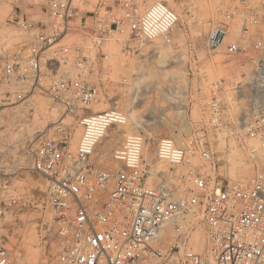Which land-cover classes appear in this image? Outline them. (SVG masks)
<instances>
[{
    "label": "built area",
    "instance_id": "built-area-1",
    "mask_svg": "<svg viewBox=\"0 0 264 264\" xmlns=\"http://www.w3.org/2000/svg\"><path fill=\"white\" fill-rule=\"evenodd\" d=\"M219 1L205 47L209 53L223 50L240 72L234 88L238 98L248 99L245 135L257 147L246 141L244 147L254 159L264 154V0ZM178 23L166 1L142 8V0H14L6 25L29 39L5 46L0 36V107L38 92L78 116L83 129L74 153L66 140L48 137L26 150L32 170L49 182L47 223L64 264H264V162L252 177L224 182L189 160L198 155L213 164L203 137L188 144L160 138L156 160L186 171L178 185L150 186L148 179L157 174L146 152L149 141L135 133L115 151L118 166L89 164L112 127L129 121L117 108L86 113L111 72L104 44L119 36L130 53L168 40ZM205 112L210 128H226L218 94ZM22 202L8 182L0 185V230ZM199 226L204 245L195 251L192 234ZM165 231L173 232L172 242L164 239ZM10 259L0 234V264Z\"/></svg>",
    "mask_w": 264,
    "mask_h": 264
},
{
    "label": "rangeland",
    "instance_id": "rangeland-1",
    "mask_svg": "<svg viewBox=\"0 0 264 264\" xmlns=\"http://www.w3.org/2000/svg\"><path fill=\"white\" fill-rule=\"evenodd\" d=\"M162 1L179 15V23L168 40L145 43L130 53L119 36L104 44L103 50L110 54L111 72L109 79L100 83L99 97L86 113L94 115L117 108L127 114L129 121L112 127L98 144L89 164L100 169L118 166L113 159L115 151L128 135L142 134L149 141L148 153L152 155L151 165L157 174L148 179V185H178L186 168L162 162L168 169L159 167L154 154L156 144L165 137L188 144L199 135L210 143L213 164H205L198 155L189 156L192 164L201 169L206 165L213 179L224 182L248 179L263 164L264 154L259 152L252 159L244 147L245 141L250 146L257 147V143L245 135L248 99L235 94L234 86L240 72L223 50L209 53L205 47L220 1L176 0V5ZM5 2L10 4L11 10L0 15L1 43L11 46L26 42L28 34L6 25L14 0H0V5ZM152 2L155 0H142V8ZM201 30L205 31L204 35ZM112 41L121 45V52L110 51ZM163 45L166 48H160ZM11 88L5 86L3 90ZM213 94L219 95L224 107L226 128L223 130L210 128L205 112V105ZM144 120L148 125L142 124ZM82 132L78 116L65 114L61 106L38 92L27 100L0 107V185L8 182L11 191L23 201L22 206L7 214L0 230L1 243L11 254L10 264L34 261L64 264L57 256L54 233L47 223L52 216L46 203L49 182L32 170L26 150L41 137H48L66 140L68 150L74 153ZM115 136L117 140L114 139L116 143L113 144L114 140L110 139ZM180 195L177 193L175 197ZM24 202L29 203L23 205ZM195 230L192 237L199 229ZM169 233L168 243L173 236L172 231ZM203 245L204 242L193 249L201 251ZM35 254L36 258H31Z\"/></svg>",
    "mask_w": 264,
    "mask_h": 264
},
{
    "label": "bare ground",
    "instance_id": "bare-ground-1",
    "mask_svg": "<svg viewBox=\"0 0 264 264\" xmlns=\"http://www.w3.org/2000/svg\"><path fill=\"white\" fill-rule=\"evenodd\" d=\"M155 1H162V0H155ZM171 4H173V5H176L177 3H176V0H168ZM153 3V2H152ZM151 3V4H152ZM151 4H149V5H151ZM10 5V4H9ZM8 4H6V2L5 3H3L2 5H0V15H4L5 13H7V11H10L11 10V6H9ZM149 5H147V6H149ZM146 6V7H147ZM202 28V27H201ZM205 29V28H204ZM204 31V30H203ZM202 30L200 31V33L201 32H203ZM205 32V31H204ZM204 32H203V35H204ZM202 34V33H201ZM200 37H201V35H200ZM111 50L110 51H113V53L114 54H116V53H119V52H121V45H119L116 41H112V44H111ZM159 47V46H158ZM160 48H166L165 47V45H163V46H160ZM158 49V48H157ZM161 50V49H160ZM159 50V51H160ZM166 50V49H165ZM163 51H164V49H163ZM110 55V54H109ZM124 64V63H123ZM126 68V67H125ZM134 102V96H133V98H132V103ZM12 114V113H11ZM131 115H132V113H131ZM136 123H138V122H136ZM148 121L147 120H144L143 121V125H148ZM135 124V123H134ZM151 124V123H150ZM131 133V131L130 130H128V134H130ZM114 139H116L117 140V137L115 136V137H112L110 140H114ZM110 140H109V142H110ZM116 140H114L113 141V144H115L116 143ZM256 147V146H255ZM146 152H147V155L149 156V157H151L152 155H150L149 153H148V149H146ZM237 152V151H236ZM238 153H239V151H238ZM192 158H190V160H191ZM263 159V158H262ZM193 161V160H192ZM158 166L159 167H161V168H164V169H168V167L167 166H163L162 164H161V162H158ZM154 169V168H153ZM164 169H160L159 171H164ZM235 171V170H234ZM238 171V170H237ZM160 175V174H159ZM233 177H236V174H234V176ZM247 179V178H246ZM245 180V179H244ZM150 183V182H149ZM199 229V230H198ZM196 230H198L194 235H193V237H192V241H193V247L195 248V247H197V246H201L202 244H203V242H204V230H203V228H202V226H199ZM195 230V231H196ZM170 231H165L164 232V235H163V237H164V239L165 240H167L168 238H169V235L171 234V233H169ZM36 258V254L35 255H33L31 258ZM31 264H38L37 262H33V263H31Z\"/></svg>",
    "mask_w": 264,
    "mask_h": 264
}]
</instances>
